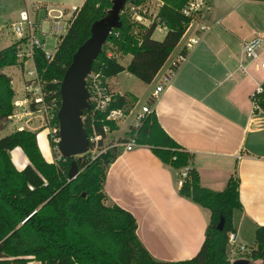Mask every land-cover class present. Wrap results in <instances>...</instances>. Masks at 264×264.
<instances>
[{
	"label": "trees",
	"instance_id": "trees-1",
	"mask_svg": "<svg viewBox=\"0 0 264 264\" xmlns=\"http://www.w3.org/2000/svg\"><path fill=\"white\" fill-rule=\"evenodd\" d=\"M142 1L126 0V3L134 7ZM159 1L153 19L147 24L130 22L120 11V26L110 30L104 43H111L121 56L130 58L122 65L118 58L103 50V43L91 62V71L105 80L121 71L146 84L153 80L194 15L182 11L189 0ZM110 6L111 0H83L50 59L40 49L32 48L33 67L42 82L45 99L53 97L59 105V82L73 52L89 36L90 24L104 17ZM157 25L165 28L160 40L152 38ZM17 63L15 43L0 49V121L12 114L14 95L10 79L1 69ZM260 85L264 89V80ZM251 98L264 111V95L255 94ZM136 101L129 92L112 93L109 107L129 112ZM104 122L110 130L117 128L112 122ZM82 128L88 132L87 118L82 121ZM35 133L21 128L0 137V264H25L29 260L39 264H230L227 235L234 230L232 212L240 208L235 170L221 190L202 187L191 166V155L159 127L153 111L146 113L138 128L129 134L137 145L148 146L163 164L179 173L185 169L184 177L179 176V195L208 211L198 250L179 261L153 258L135 234L136 223L131 213L115 203H105L102 191L105 169L120 146L92 159L82 154L47 162L37 147ZM15 147L27 159L20 169L15 168L8 154ZM71 160L75 161L78 173L68 180L66 172ZM220 216L222 228L216 229ZM241 256L259 259L264 264V223L254 230L253 247Z\"/></svg>",
	"mask_w": 264,
	"mask_h": 264
},
{
	"label": "crops",
	"instance_id": "crops-1",
	"mask_svg": "<svg viewBox=\"0 0 264 264\" xmlns=\"http://www.w3.org/2000/svg\"><path fill=\"white\" fill-rule=\"evenodd\" d=\"M200 1V8L151 82L196 33L199 24L206 25L207 30L199 33L197 42L185 51L170 84L152 100L150 107L159 127L191 155V166L202 187L221 190L235 170L240 208L233 210L231 216L234 238L227 245L230 251L239 241H253L255 228L264 223V111L251 112L250 100L254 88L264 80V69L260 67L264 23L249 27L246 22L257 16L247 7L240 9L254 7L264 19V0ZM159 4L157 0V7ZM157 27L165 30L162 25ZM252 36L262 38L259 57L246 62L241 70V42ZM129 58L122 55L118 60L125 65ZM20 61L24 65L26 60ZM30 63L28 70L33 69ZM115 76L107 79L109 88L113 93H124L112 81ZM13 91L12 114L0 121V128L5 125L8 132L19 128L39 130L33 120L37 114L21 102L22 87L19 94L15 88ZM127 92L138 100L137 94ZM8 154L12 163L14 158L18 161L19 166L14 165L17 169L27 162L17 147ZM179 176L178 170L160 162L145 145L129 151L120 149L105 169V203H115L131 213L138 240L157 260L179 261L193 256L208 221L206 209L179 195Z\"/></svg>",
	"mask_w": 264,
	"mask_h": 264
},
{
	"label": "built area",
	"instance_id": "built-area-1",
	"mask_svg": "<svg viewBox=\"0 0 264 264\" xmlns=\"http://www.w3.org/2000/svg\"><path fill=\"white\" fill-rule=\"evenodd\" d=\"M201 4L202 2L200 0H189L188 4L182 11L184 14L195 13L200 8ZM39 10L44 12V16L41 19L37 16ZM53 11H56L57 14H49ZM63 18L64 13L62 10L41 5H36L32 7L31 10L24 8L18 12L17 19L11 23V30L17 42H24L28 45L29 51L27 56L31 62V50L33 47L40 49L47 60L51 58L53 51L45 48V40L47 37H51L53 43L55 45L57 44L58 39L61 36L60 32H65L70 21V17L67 19ZM42 21L47 22V27L44 30L41 25ZM205 30H207V26L199 24L196 33L186 40L182 49L168 62L164 71L158 74L146 102L140 106L139 110L132 112L131 119L127 124L125 135L121 137V141H119L118 138H108V134L113 130H110L104 121L117 124L118 121H123L130 114V111L125 112L121 108L109 107L112 101L113 92L109 88L107 80L103 79L98 72L90 70L87 73L84 78V85L88 93V108L83 110L80 116L81 122L87 118L88 132L85 133L87 147L86 151L83 153L87 158L92 159L98 154L113 147L120 146L121 150L129 151L134 146H137L134 137L129 134V131L138 128L145 114L152 111L149 102H152L157 95L168 87L178 66L185 58V51L197 42L199 33ZM261 44L262 38L260 36H252L241 42V54L243 57V63L239 64L241 70L246 62L253 61L259 57ZM260 60V67L264 69V52L261 54ZM25 73L28 74L29 77L23 81L22 90L24 96L21 102L28 111H33L39 114L41 125L47 128L46 134L48 135L52 149L56 151L57 156L54 160V162H56V160L61 157L56 148L59 138L57 119L56 121L54 120L59 105L57 106L56 99L53 97L45 99L46 93L42 88V82L36 74L34 67L32 70L26 69ZM255 94L264 95V89L260 84L254 88L250 95L251 112L253 113L259 111L258 104L251 98ZM97 123H100V125L97 126ZM184 175L185 169H182L180 176L184 177ZM233 238V233L229 232L227 235V243L229 245L233 243ZM239 249H243V246H239Z\"/></svg>",
	"mask_w": 264,
	"mask_h": 264
},
{
	"label": "rangeland",
	"instance_id": "rangeland-1",
	"mask_svg": "<svg viewBox=\"0 0 264 264\" xmlns=\"http://www.w3.org/2000/svg\"><path fill=\"white\" fill-rule=\"evenodd\" d=\"M82 1L83 0H0V49L9 45L10 43H15L16 57L18 61V63L15 65L3 67L1 69V72L9 77V79L11 80L12 87L15 88L17 94H19L21 91L22 81L29 77V75L25 73V70L31 69L30 60L27 59V53L29 51L28 45L24 42H17L11 30V23L17 19L18 12L24 8L31 10L32 7L36 5H41L53 9L63 10L64 18L67 19L70 17L71 20L74 14L73 11L78 5H81ZM244 7H247L248 11L253 12V14L258 17L257 18L255 16L256 18H254V20H248L246 22L249 27L253 25L254 28H257L258 24L261 25L264 23V19L261 16V11H258L256 8L254 9V7L252 8L250 6H240V9H243ZM133 8L135 10H132ZM156 9L157 0H143L140 4L134 7L131 4L126 3L125 1L122 9V15L129 19L130 22H144L145 24H147L153 19V15ZM49 14L56 15L57 12L53 11ZM137 14H139V16ZM37 16L39 19H41L44 16V12L42 10H39L37 12ZM41 25L42 29L44 30L47 27V22L42 21ZM164 31V29L156 27L152 33V38L160 40L164 34ZM62 34L63 33L60 32V35ZM45 41V48L50 51H53L56 47V45L53 43V39L51 37H47ZM103 50L106 53H109L111 55H114L116 58L121 59V54L115 49V47L111 43H104ZM20 60H26L24 65ZM112 81L117 82L116 88L120 92L130 91L137 94L138 96V100L134 104V107H132V109L130 110V114L123 121H118V128L108 134V138H117L118 136H123L124 130H126L127 124L131 119L132 112L139 110L140 106L146 102V97L151 92L154 82L146 84L141 82L131 74H124L121 72H119L115 77H113ZM33 120H36L37 125H39V130H37L35 133L37 147L41 155L45 159H51V162H54L57 154L56 151L52 149L48 137H46L47 128L41 125V118L39 117V114ZM7 132L8 128L4 125L2 129L0 128V137L6 134ZM11 156L14 158L13 154ZM13 161L14 165L19 166V163L15 158ZM240 244L244 245L243 249H239ZM252 247L253 241H250V239H245L239 241L238 243H236L235 246L231 247L230 251H227V255L230 259L240 257L243 254L246 255ZM25 264L39 263L34 260H29Z\"/></svg>",
	"mask_w": 264,
	"mask_h": 264
},
{
	"label": "water",
	"instance_id": "water-1",
	"mask_svg": "<svg viewBox=\"0 0 264 264\" xmlns=\"http://www.w3.org/2000/svg\"><path fill=\"white\" fill-rule=\"evenodd\" d=\"M125 1L111 0L106 15L90 24L89 36L75 49L63 72L58 86L59 107L56 113L59 138L56 148L62 158L80 156L86 151L87 139L80 118L82 111L88 108L84 78L110 30L120 26L119 13ZM77 173L75 161L71 160L66 177L70 180ZM222 224L220 216L215 228L221 229ZM230 264H261V261L242 256L231 259Z\"/></svg>",
	"mask_w": 264,
	"mask_h": 264
}]
</instances>
